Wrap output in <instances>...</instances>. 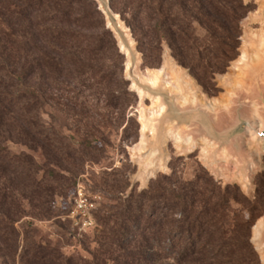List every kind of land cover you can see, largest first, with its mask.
Listing matches in <instances>:
<instances>
[{
  "label": "trees",
  "instance_id": "trees-1",
  "mask_svg": "<svg viewBox=\"0 0 264 264\" xmlns=\"http://www.w3.org/2000/svg\"><path fill=\"white\" fill-rule=\"evenodd\" d=\"M125 2L118 14L131 30L143 67H160L165 43L205 93L218 92L214 77L223 75L238 57L239 23L252 11L250 5L241 0ZM0 17L15 29L0 34V138L8 135L7 141L40 151L47 161L40 166L28 155L12 154L0 140V244L9 247L19 239L13 226L22 218L11 212L14 193L27 194L43 219L51 217L55 196L65 197L87 159L97 160L104 151L90 137L92 116L104 112L107 120L115 117L119 127L124 126L123 135L133 128L136 140L139 124L127 116L138 100L123 78V56L93 0H0ZM195 26L204 30L203 41ZM46 107L72 120L77 133L84 131L74 146L40 123ZM58 171L67 172L71 180ZM202 180L182 181L172 174L139 194L133 192L118 206L117 227L100 235L99 247L122 253L130 248L151 250L154 258H173L176 264L199 256L214 264H259L250 235L263 214L258 206L264 204L259 201L264 173L256 178L254 202L230 187ZM232 204L241 212H232ZM98 252L90 262H77L32 244L22 248L19 262L104 264Z\"/></svg>",
  "mask_w": 264,
  "mask_h": 264
},
{
  "label": "rangeland",
  "instance_id": "rangeland-1",
  "mask_svg": "<svg viewBox=\"0 0 264 264\" xmlns=\"http://www.w3.org/2000/svg\"><path fill=\"white\" fill-rule=\"evenodd\" d=\"M93 1L103 17L105 29L111 33L119 54L123 56V78L138 100L137 105L127 111V116L135 117L139 124L138 140L133 128L124 136V126L120 128L115 117L108 116L107 120L104 112L92 116L90 137L98 140L101 143L98 147L103 146L104 151L97 160L87 159L73 182L74 186L65 191V197L55 196L51 217L43 219L40 209L27 194L14 193L11 212L22 216L13 226L19 239L9 247L0 244V264H20L22 248H30L32 244L77 262H90L99 251L100 261L104 264H124L126 261L176 264L173 258H154L155 251L151 250L130 248L122 253L117 248L99 247L102 244L100 235L118 225L121 202L133 192L136 195L147 190L151 182H159L172 174L182 181L197 178L205 182L211 179L221 189L230 187L231 192H238L250 202L258 199L256 178L264 173V144L250 136L245 138L242 124L247 120L255 123L264 120V0H241L244 5H250L252 11L239 23L238 57L223 75L214 77L213 84L218 90L214 95L205 93L188 70L175 62L165 43L160 47V67H143L142 55L136 49L131 30L118 14V10H123L125 0H112V3L110 0ZM124 18L128 19L129 15ZM6 22L0 17V34L15 31ZM195 27L196 36L203 41L206 38L204 30ZM119 45L128 52V58L121 53ZM242 54L244 60L240 62ZM127 62L129 68L126 71ZM159 71L162 74L156 87L149 86L146 81L157 77ZM136 91H141L142 96ZM158 104L165 107V115L154 121ZM39 120L45 127L54 128L71 146L84 136L83 130L81 134L73 130L72 120L68 121L70 119L53 107L43 109ZM144 123L149 129L146 134ZM236 134L240 136L233 139ZM1 137L10 153H23L34 158L38 165H47L42 152H32L11 139L7 141L8 135ZM58 172L71 180L67 172ZM120 188L122 193H119ZM79 192L91 205L90 215L94 221V227L84 234L74 231L66 218ZM259 197L263 203L264 193ZM231 206L234 213L242 210L238 205ZM258 208L263 214L255 224L260 220L264 224V204ZM252 229L250 244L259 264H264V226L256 239ZM183 264L214 263L199 256Z\"/></svg>",
  "mask_w": 264,
  "mask_h": 264
},
{
  "label": "built area",
  "instance_id": "built-area-1",
  "mask_svg": "<svg viewBox=\"0 0 264 264\" xmlns=\"http://www.w3.org/2000/svg\"><path fill=\"white\" fill-rule=\"evenodd\" d=\"M91 205L86 198L79 192L73 200V208L66 217L71 224V227L78 234H84L94 227V221L90 215Z\"/></svg>",
  "mask_w": 264,
  "mask_h": 264
},
{
  "label": "water",
  "instance_id": "water-1",
  "mask_svg": "<svg viewBox=\"0 0 264 264\" xmlns=\"http://www.w3.org/2000/svg\"><path fill=\"white\" fill-rule=\"evenodd\" d=\"M101 10V9H100ZM122 53V52H121ZM156 87V86H155ZM155 87H151L152 89H154ZM155 102L157 101V98L154 100ZM159 105V104H158ZM162 111V114L160 115V117L159 118H155L154 119V121H158V120H160L161 118H163V116L165 115V107L164 106H162L161 104L158 106V112L159 111ZM257 121V120H256ZM260 121H261V123H262V126H263V128H262V130H259L257 127H256V125L254 124V120H247V121H243V124H242V130H243V132H244V134H243V136L245 137V138H247V137H252V139H255L256 141H258L259 142V144H261L260 142H264V120L262 119H260ZM147 127V126H146ZM149 129H148V127L146 128V132L144 133V134H146L147 133V131H148ZM143 134V135H144ZM238 136H240L239 134H236L235 135V137L233 138V139H235V138H238ZM264 143H262L261 145H263Z\"/></svg>",
  "mask_w": 264,
  "mask_h": 264
},
{
  "label": "bare ground",
  "instance_id": "bare-ground-1",
  "mask_svg": "<svg viewBox=\"0 0 264 264\" xmlns=\"http://www.w3.org/2000/svg\"><path fill=\"white\" fill-rule=\"evenodd\" d=\"M116 17V16H115ZM119 48H120V50H121V52H122V54H124L125 55V57L126 58H128V52L122 47V45H119ZM244 60V56H243V54H242V56L241 57H239V61L241 62V61H243ZM128 68H129V63L127 62V64H126V71L128 70ZM125 71V72H126ZM162 73L159 71L158 73H156V76L157 77H155L154 79H150V80H148V81H146L147 82V84L149 85V86H155L156 85V83H157V79H158V77L161 75ZM134 91H135V89H134ZM136 92H138L137 94L139 95V96H142V94H141V91H136ZM162 114V111L160 110L157 114H156V118H159L160 117V115ZM154 118V117H153ZM254 124L256 125V127L259 129V130H262V128H263V126H262V123H261V121H258L257 123H255L254 122ZM144 132H146V124L144 123ZM261 144L262 143H264V142H260ZM261 146V145H260ZM264 226V224H263V220H260V221H258L256 224H255V226L253 227V232H254V238L256 239L257 238V236H258V232H259V230L262 228Z\"/></svg>",
  "mask_w": 264,
  "mask_h": 264
}]
</instances>
